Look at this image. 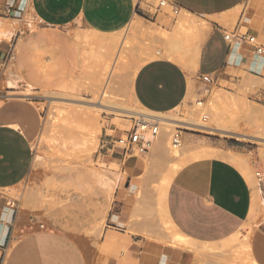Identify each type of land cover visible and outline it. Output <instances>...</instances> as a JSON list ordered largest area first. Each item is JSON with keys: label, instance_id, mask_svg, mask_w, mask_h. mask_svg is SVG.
Listing matches in <instances>:
<instances>
[{"label": "crops", "instance_id": "crops-1", "mask_svg": "<svg viewBox=\"0 0 264 264\" xmlns=\"http://www.w3.org/2000/svg\"><path fill=\"white\" fill-rule=\"evenodd\" d=\"M9 1L0 0V73L7 66L30 82L41 78H35L31 49L38 57L49 54L44 62L67 67L77 44L72 29L120 34L134 21L142 62L130 94L146 112L174 113L189 81L201 75L227 82L239 71L264 74V55L254 56L244 42L230 47L223 38L239 32L264 47V0H168L178 9L175 16L166 9L155 13L156 0H13L39 23L35 34L24 19L3 17ZM21 100L0 101V264H264V175L258 180L233 161L243 151L193 135L184 134L183 145L206 154L192 155L195 160L156 193L141 189L149 152L111 150L107 164L120 173L110 199L102 196L82 218L54 210L36 222L20 219L11 196L29 175L27 133L37 123L35 108ZM39 224L44 231L23 234Z\"/></svg>", "mask_w": 264, "mask_h": 264}, {"label": "rangeland", "instance_id": "rangeland-1", "mask_svg": "<svg viewBox=\"0 0 264 264\" xmlns=\"http://www.w3.org/2000/svg\"><path fill=\"white\" fill-rule=\"evenodd\" d=\"M22 19L30 34H35L39 23L27 12ZM71 34L76 40L77 51L72 54V62L67 67L46 63L44 59L49 54L40 52L38 57L36 49H31L30 62L35 67V78L38 74L41 76L39 82H30L20 70L11 74L7 72V66L1 68L0 101L22 99L37 113V123L27 133L33 151L32 166L27 178L11 196L22 220L36 222L54 210L82 218L89 206L100 201L102 196L110 199L113 189L106 188L110 194L106 193L105 188L90 176L91 172L109 169L119 174L117 167L107 164L110 151H120L113 147L114 143L131 129L137 117L150 118L137 107L130 94L132 75L142 62L136 60L140 43L132 32L125 29L120 35L113 34L119 39L115 40L116 51L105 60L109 64L106 69L98 61L97 46L92 44L91 48L90 42L82 43L83 38L78 37L82 33L78 30L72 29ZM107 36L112 35L95 37L106 39ZM87 44L93 54L85 52L90 51ZM226 79L227 82L214 79L210 84L202 83L199 78L194 83L190 80L182 106L172 114L161 116L182 122L198 116V120H194L213 130L173 128L169 132V141L177 130L181 135L180 149H183L180 156L158 157L153 143L149 150L153 157L146 163L141 189L150 188L156 193L161 183L184 164L195 160L191 159L192 155L206 154L202 147L187 149L183 145L184 134L195 136L197 141H203V138L212 142L223 141L243 151V155L233 156V161L238 165L247 164L258 180L263 177L264 105L259 102L258 94L264 92V74L239 71L231 79ZM7 93L11 96L3 97ZM197 102H201L203 108H197ZM209 111L214 112V116H210ZM70 122H75L77 127ZM90 123L98 124L96 147L76 145L75 136L83 131L79 125L88 128ZM86 126L84 130L87 132ZM102 180L111 186L116 182L110 174H104ZM41 227L42 224L28 228L23 234L44 231ZM17 234L22 233L17 231Z\"/></svg>", "mask_w": 264, "mask_h": 264}, {"label": "bare ground", "instance_id": "bare-ground-1", "mask_svg": "<svg viewBox=\"0 0 264 264\" xmlns=\"http://www.w3.org/2000/svg\"><path fill=\"white\" fill-rule=\"evenodd\" d=\"M137 28H138L137 22L134 21V22H132L129 25V27L127 28V30H128V32H133ZM94 35L95 36H99L100 34L91 33V32L90 33L84 32L82 34V38L84 40V41H82V43L85 44V43H89L90 42L91 43V48H92V44L93 45L95 44L97 46L98 55H99L98 56V59H99L98 61L100 62V64H102V67L103 68H105V69L106 68H109V64H107L105 62V60L108 59V57L112 56V54H113L112 52L116 51V48H117L116 46L117 45H116L115 40L117 41L118 36H115L114 35V37H113V34H112V36H107L106 39H103V38L99 39V38L95 37ZM188 36H189V33H187L186 36H184L186 38L183 39V41L186 42V43L189 41V39L187 38ZM92 37H94V38H92ZM108 37H109V39H108ZM110 37H113V39L112 38L110 39ZM174 41H175L174 44L176 46H178L180 44V41L178 40V37H176ZM83 47H84V45H83ZM89 47H90V44L88 45V49H90ZM81 50L83 51V49H81ZM92 51L90 49V51H85V52H88V54L89 53L91 54ZM82 54H84V53H82ZM84 55H86V54H84ZM186 71L189 74H192L193 68L192 67L191 68H187ZM134 73H133V75H134ZM133 75H132V77H133ZM9 96H11V95L9 93H7L3 97H9ZM134 103L137 105V107L140 110H142L135 101H134ZM196 106H197V108H203V104L202 103H199V102L196 103ZM197 111H200V110L197 109ZM142 112H145V113H143L144 115L146 114L145 116H149L150 118L155 119V121L158 122V124H159L160 132L158 133V135L156 136V138L154 139V142H153L154 143V152L157 154L158 157L159 156L161 157L162 155H165L167 157L180 156V155H182L183 149H180L181 148V143L178 146H173L172 142L169 141V137H170L169 132L173 128H179V127L180 128H191V127H195V128H199L201 130H205V129L213 130V129H210V128L206 127V125L203 124L201 121H197L198 120V116H196V118H194V119H197V120L192 119L190 121L182 122V121H177V120H173V119L170 120V119H167V118H163V117H161V115L152 114V113L146 112L144 110H142ZM137 114L140 115L139 113H137ZM214 114H215L214 112L209 111V115L210 116H214ZM141 116H143V115H141ZM71 122H73V121H71ZM86 122L88 123V121H86ZM86 122H84V123H86ZM74 124L77 127V124L75 122L72 125H74ZM84 126H86V125H84ZM84 126H80L79 125V127H81V130H82V127H83V131L81 133L79 131L78 135L75 136V141L76 142H74V143L76 145L80 144V145L85 146V147H88V146L89 147L90 146L91 147L92 146L96 147V143H97L96 142V139H97V132H98L97 131V126H98V124L97 123H90V125H89L90 127L87 128V126H86L87 132H86V130H84L85 129ZM195 130H197V129H195ZM73 131H71V132H73ZM71 132H69V133L71 134ZM72 135H75V134L73 133ZM247 168H249L248 165H247ZM82 169H83V167H82ZM86 170L87 169H85V171ZM88 173H90V172H88ZM104 174H110L111 176L114 177V180L115 181H117V178H119L118 174H116L114 172H111L109 169L108 170H99V171L98 170L96 171V169H95V171L93 170L91 172V175L90 176H92V178H94L97 181V183L100 184L101 187H104L105 189L106 188L113 189L114 186H111L112 184L111 185H107V184H104L103 183L104 181L102 180V177H103Z\"/></svg>", "mask_w": 264, "mask_h": 264}, {"label": "built area", "instance_id": "built-area-1", "mask_svg": "<svg viewBox=\"0 0 264 264\" xmlns=\"http://www.w3.org/2000/svg\"><path fill=\"white\" fill-rule=\"evenodd\" d=\"M13 3V0H11L6 4L3 10V17L10 19H22L26 13L25 5L22 1H19L16 5ZM165 9L169 10L173 16L178 13V9L171 5L168 0H156L155 13ZM223 38L230 47L235 42H244L252 48L254 56L260 57L264 55V47L259 45L252 36H247L246 34H241L239 32H229L223 34ZM200 80L204 84H210L214 81V78L208 75H201ZM258 97L259 102L264 105V92L259 93ZM203 119L205 118L203 117ZM159 131V124L155 121V119L137 117L134 120L131 129L126 132L125 135L118 137L113 147L119 149L124 155H144L148 153L153 146L154 139L158 135ZM171 142L173 146L180 145L181 135L177 130L173 135H171ZM256 176L259 177V173H257Z\"/></svg>", "mask_w": 264, "mask_h": 264}]
</instances>
